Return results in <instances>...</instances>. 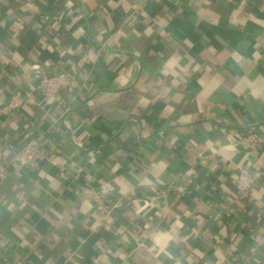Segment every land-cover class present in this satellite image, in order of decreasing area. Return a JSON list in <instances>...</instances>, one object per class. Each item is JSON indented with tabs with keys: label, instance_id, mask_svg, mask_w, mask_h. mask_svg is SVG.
I'll return each instance as SVG.
<instances>
[{
	"label": "crops",
	"instance_id": "1",
	"mask_svg": "<svg viewBox=\"0 0 264 264\" xmlns=\"http://www.w3.org/2000/svg\"><path fill=\"white\" fill-rule=\"evenodd\" d=\"M35 64L75 79L45 98ZM260 125L264 0H0V150L56 153L0 182V263L264 264Z\"/></svg>",
	"mask_w": 264,
	"mask_h": 264
},
{
	"label": "built area",
	"instance_id": "2",
	"mask_svg": "<svg viewBox=\"0 0 264 264\" xmlns=\"http://www.w3.org/2000/svg\"><path fill=\"white\" fill-rule=\"evenodd\" d=\"M63 16L57 18L58 24H60L59 20ZM33 69L35 71V80H38L39 84H37L36 88L32 87V90L40 93L45 98H50L56 95L61 89L72 85L75 79V75L70 72L45 75L43 73V67L39 64H35ZM27 95L29 96L30 93H27ZM23 98L24 94L21 90L16 91L9 107H21L24 103ZM238 140L250 147L264 145V125L250 127L243 135L238 137ZM55 158L56 153L46 146L43 135H27L24 141L20 145L14 146L7 156L3 155V152L0 150V182L8 178L11 167L17 170L28 168L36 172L40 169L43 162L53 161ZM263 174L264 172L261 170H253L241 166L236 172L234 180V189L237 197L240 199H250L255 186ZM179 178L180 180L170 187L173 194L184 196L197 186L190 173L182 174ZM170 189L168 188V191ZM145 204L148 205L146 200ZM238 260L239 258L234 256L236 264H238ZM0 264L19 263L13 260H3Z\"/></svg>",
	"mask_w": 264,
	"mask_h": 264
},
{
	"label": "rangeland",
	"instance_id": "3",
	"mask_svg": "<svg viewBox=\"0 0 264 264\" xmlns=\"http://www.w3.org/2000/svg\"><path fill=\"white\" fill-rule=\"evenodd\" d=\"M252 127V126H251Z\"/></svg>",
	"mask_w": 264,
	"mask_h": 264
}]
</instances>
